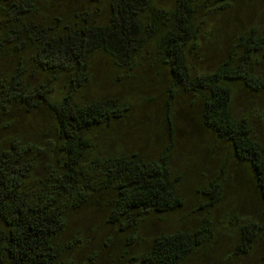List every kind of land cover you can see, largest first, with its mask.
I'll list each match as a JSON object with an SVG mask.
<instances>
[{
    "label": "trees",
    "instance_id": "1",
    "mask_svg": "<svg viewBox=\"0 0 264 264\" xmlns=\"http://www.w3.org/2000/svg\"><path fill=\"white\" fill-rule=\"evenodd\" d=\"M239 2L0 0V264H97L81 257L84 228H76L95 209L121 237L120 264H203L193 258L217 242L209 224L224 203L225 170L202 174L198 224L152 223L186 205L174 159L181 100L227 160L246 168L256 194L252 214L225 213L229 260L203 261L264 264V109L238 105L246 91L264 107V27L230 34L212 63L217 23L202 32ZM99 61L112 85L105 94L97 91ZM141 70L156 75L150 87L166 99L168 140L156 156L119 143V127L136 119L137 98L122 87L141 89L133 86Z\"/></svg>",
    "mask_w": 264,
    "mask_h": 264
},
{
    "label": "rangeland",
    "instance_id": "2",
    "mask_svg": "<svg viewBox=\"0 0 264 264\" xmlns=\"http://www.w3.org/2000/svg\"><path fill=\"white\" fill-rule=\"evenodd\" d=\"M162 1L170 2V0ZM214 23H217V28L214 31L213 41L209 43L208 60L210 63L219 58L218 52L224 50L220 47L225 46L226 38H230V34L253 25L264 27V0H240L239 6L232 9L226 18L207 19L204 24L205 30L202 32L212 30L211 26ZM225 33L228 35L226 36ZM202 49L207 48L203 46ZM104 70H106L105 62H97L96 76L101 82V86L97 88L99 94H105L112 88L111 82L102 78ZM134 81L136 82L133 86L139 83L141 89H132L131 84H125L122 89L126 90V93L123 94L129 99L131 97L137 98V101L134 100L136 103L131 112L136 119L131 122L126 120V124L119 127L125 141H119V143L125 144L134 150H141L150 156H156L168 140V131L163 127L166 99L160 95L161 87H150L156 81V75L153 72L141 70ZM92 93L96 94V90L93 89ZM242 94L241 99L238 101L239 106L251 101V103L256 102V106L260 110L264 109L260 96L246 91ZM141 95L148 100L141 102L138 99ZM174 107L176 109L174 118L177 125L174 132L176 138L174 159L178 173L183 178L186 205L180 211L168 213L165 220L155 218L152 222L153 226L162 228L165 226L175 227L177 224L183 223H185V226L198 224L199 218L202 217V215L199 216V213L203 212L201 208L196 211L200 206V197H198L197 190L205 181L202 174L206 178L208 176L213 177L215 174H219L221 170H225L227 182L223 191L224 203L222 209L215 211L214 218H211L213 223L209 224L216 238L219 235L217 242L208 256L195 257L193 260L198 262L201 259L199 262L202 261L203 264H205L203 260L207 261L210 258L216 261L229 260V256L233 251L232 244L234 240L232 238V227L229 225L227 217L224 218L225 213H227V216L237 213L240 214V218L243 215L252 214L256 194L254 195L255 192L250 190L246 168L227 160V157L224 156L226 151L223 150L222 146L215 145L212 136L197 122V117H195L197 114L196 112H194L196 115L190 112L188 102L186 100L175 102ZM259 130L264 132V127L259 126ZM112 146L116 147L117 144ZM245 188L248 189V193L243 195L247 190ZM77 226L84 228V234L81 236L84 237V242L82 248L79 247L83 260L88 255H93L94 258H97V264H116L113 258H116L117 264H120L119 259L124 249L121 237L115 229L103 225L100 210L91 211L87 219L76 224V228ZM93 252L95 253L92 254ZM191 263L194 264L192 260L188 264Z\"/></svg>",
    "mask_w": 264,
    "mask_h": 264
}]
</instances>
